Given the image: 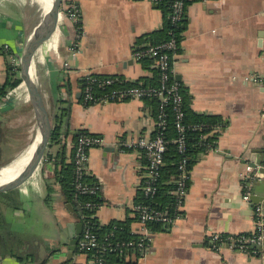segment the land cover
I'll return each instance as SVG.
<instances>
[{"label":"crops","instance_id":"obj_1","mask_svg":"<svg viewBox=\"0 0 264 264\" xmlns=\"http://www.w3.org/2000/svg\"><path fill=\"white\" fill-rule=\"evenodd\" d=\"M45 1L44 12L50 7ZM73 1L80 38L73 22L64 23L55 45L42 48L33 60L34 81L53 128L56 118L61 121L60 139L34 175L15 189L21 208L0 206L9 222L0 231V264H93L76 249L69 257L80 222L54 179L62 162L71 163L80 131L105 142L89 150L87 161L88 176L100 185L97 223H123L132 235L138 228L134 206L142 198L147 159L126 144L155 134L157 110L139 100L85 104L83 79L88 71L130 82L151 78L152 64L135 60L133 51L151 44L143 40L162 28L163 13L145 0ZM59 7L61 17L62 1ZM42 19L33 0H0V85L11 68L8 56L20 54ZM184 21L173 77L193 114L216 116L224 127L211 132H218L215 148L200 153L190 167L180 218L153 231L145 252L128 249L114 264H264V231L261 241L245 251L213 239L214 234L257 236V206L243 196L256 186L245 182L252 151L264 146V0H188ZM18 86L0 101V178L2 170L25 158L37 134L33 108ZM255 178L262 181L256 196L263 199L264 175ZM47 183H54L48 203ZM26 221L40 229L33 245L20 229Z\"/></svg>","mask_w":264,"mask_h":264},{"label":"built area","instance_id":"obj_2","mask_svg":"<svg viewBox=\"0 0 264 264\" xmlns=\"http://www.w3.org/2000/svg\"><path fill=\"white\" fill-rule=\"evenodd\" d=\"M153 5L158 6L162 0H145ZM188 0H169V15L171 24L180 26L185 20V11ZM206 1V0H203ZM72 22L75 25L78 21L79 15L77 7H73ZM82 33V31H81ZM81 33H77V39L80 38ZM179 50V42H176L174 37L169 40L158 43L156 45L146 44L138 47L133 51V58L141 61L144 58L151 60L153 68L158 72L157 86H133V87H113L115 83H123L125 80L114 76H105L102 79H96L90 71L84 74V83L82 88V100L85 104L89 103H110L123 102L127 100L155 99L158 102V112L155 119V134L153 136H145L126 144L128 148L142 151L147 159L146 171L144 180L141 184L142 195L147 199H153L156 194V183L160 176V169L163 166V155L166 151L168 141L164 138V131L167 126V106L175 116V130L177 133L176 139L173 143L176 144L178 153L181 158L178 162V175L174 179V189L170 192L175 198V216L170 217L146 204H136L134 212L136 215L138 228L134 235L136 241L128 243H112L111 240L105 238L103 242H99L96 235L91 231V227L85 222L82 225V233L77 243V250L83 254L91 250H95L96 254L92 256L93 264H105L103 254L113 252L117 248L120 251L123 248L132 247L134 250L145 252L148 249L149 243L152 241L153 233L149 229L150 224L158 223L163 227H170L174 221L180 218L182 204L186 196L188 185L190 181V170H188V158L185 156L186 138L184 134V126L182 119L184 114L182 112V94L180 86L173 77V61ZM9 62L16 70L18 66V55L10 54L8 56ZM108 90L100 97H94L93 87ZM20 88V86H18ZM17 89L9 90L4 96L0 97V101H5ZM105 145L104 139L98 135L79 132L73 145L72 163L74 167V187L77 194L80 195H98L100 192V185L98 183L89 185L85 182L88 176L87 161L88 152L92 148L103 147ZM247 176L252 171V168L247 165L245 168ZM245 201H249V193L246 192L243 196ZM92 204L87 203L85 208H92ZM256 213L259 216L256 221V231L258 235H238L223 238L220 235L214 234L213 239L222 243H227L230 248L237 251H245L249 245L256 244L263 238V210L261 207L256 208Z\"/></svg>","mask_w":264,"mask_h":264},{"label":"trees","instance_id":"obj_3","mask_svg":"<svg viewBox=\"0 0 264 264\" xmlns=\"http://www.w3.org/2000/svg\"><path fill=\"white\" fill-rule=\"evenodd\" d=\"M158 8L162 10L163 13V25L160 30H157L151 34H149L150 41L146 38L143 42H151V44L156 45L158 43L165 42L169 40L171 37H174L176 42H179L182 38L181 33L185 27V21L180 26H175L171 24L169 15V0H162L158 4ZM76 32L81 33V24L80 19L78 18L77 23L74 25ZM141 42V41H140ZM139 47H142L141 45ZM144 65L149 66L151 64V60L144 58L141 60ZM155 70V69H154ZM15 67H12L8 70V77L6 82L3 85H0V97L4 96L9 90L14 89L20 84V80L15 78L16 76ZM96 79H102L105 76L99 74L92 75ZM120 78V77H119ZM122 79V78H120ZM84 83V81H83ZM158 84V72L155 70L153 76L151 78H143L134 82L126 81L123 83H115L113 87H133V86H157ZM100 89L98 87H93V95L94 97H100L105 94L108 90ZM181 91V90H180ZM182 112L184 117L182 119V124L184 126V134L186 138V151L185 156L188 158V170L193 165V163L197 160L198 155L200 153H204L208 149L215 148V140L217 139V133L211 134V132L217 127V125L222 129L224 124L222 120L216 116L211 115H196L193 114L187 105V96L182 93ZM148 103L153 104L158 112V102L155 99H145ZM167 126L164 131V138L168 141L166 146V151L163 155V166L160 169V176L156 183V194L153 199H147L143 195L142 198L138 201L137 204H146L148 206H152L155 209L162 211L166 215L170 217H174L175 212V198L170 192L174 189V179L177 178L178 175V162L181 158V155L178 153L176 144L173 143V140L176 139L177 133L175 130V116L171 111L170 107L167 106ZM61 129V121L60 119L55 120V126L52 131V144H56L59 142ZM81 132V131H80ZM88 133L86 131H82ZM79 133V132H78ZM78 135V134H77ZM76 135V138H77ZM75 138V140H76ZM75 142V141H74ZM56 183L58 184L62 194L66 198V201L71 205L75 204V211L77 212V219L82 225L86 223L91 227V231L96 235L99 242H103L105 238L111 240L112 243H128L130 241H136V235L130 234L127 229V226L123 223H111L108 226L100 227L95 218V212L97 208L100 206L101 201L98 198V195H80L76 193L74 187V167L73 163L67 164L65 162L61 163L59 169L56 170L55 177ZM85 182L89 185L96 184L97 182L87 176L85 178ZM53 185L54 183H47L46 185V199L45 202L48 203L51 201L52 193H53ZM245 185V184H244ZM90 203L94 206L92 208H85V205ZM0 206L6 209H11L13 211L18 210L22 206V202L17 195L16 190H12L0 195ZM7 218H4L0 211V231H4L7 229L5 225H8ZM157 228H163L161 224L152 223L149 225V229L151 232L157 230ZM9 235V234H8ZM258 235V233H257ZM2 238L7 239V236H2ZM7 247V245H5ZM128 249H133L132 247L123 248L120 251L117 248L113 252H109L103 254L105 264H114L119 263L122 260V256ZM13 250L9 249L7 253H12ZM76 253H80L76 248ZM83 254L88 255L89 258L92 259V256L96 254L95 250H91L89 252H85ZM22 262L24 259L17 258Z\"/></svg>","mask_w":264,"mask_h":264},{"label":"water","instance_id":"obj_4","mask_svg":"<svg viewBox=\"0 0 264 264\" xmlns=\"http://www.w3.org/2000/svg\"><path fill=\"white\" fill-rule=\"evenodd\" d=\"M55 4L49 14H44V17L36 28L30 39L24 44L20 54L18 55V78L20 80L19 86L22 87L27 102L32 106L36 120V129L38 139V147L34 157L24 166V168L12 179L2 182L0 178V195L21 187L34 173L40 168L49 154V149L52 146V131L53 126L51 117L48 114L46 107L42 101L40 93L36 87L33 75V60L42 48H50L55 45L56 39L61 33L62 26L65 23L72 22L73 7L76 6L73 0H55ZM63 2L64 14L60 17L59 4ZM59 3V4H58ZM261 168L255 170L257 166ZM253 171L246 177L245 182L248 188L252 184L256 185L249 194V201L257 207H261L264 211V198H258V188L262 187V181L255 178L256 173L264 175V146L261 149H254L252 157L248 164ZM260 182V183H258ZM75 204H73L74 206ZM262 205V206H260ZM67 207H71L70 205ZM72 210V208H70ZM82 233V223L77 224L72 240L69 242V257H72L76 249L78 240ZM257 246V249H261ZM264 251V240L262 243Z\"/></svg>","mask_w":264,"mask_h":264},{"label":"bare ground","instance_id":"obj_5","mask_svg":"<svg viewBox=\"0 0 264 264\" xmlns=\"http://www.w3.org/2000/svg\"><path fill=\"white\" fill-rule=\"evenodd\" d=\"M35 2H38L42 8H44L46 1L45 0H33ZM55 0H49L48 3L50 4L49 9L44 12L45 14H49V12L51 11L53 4H55ZM38 135L36 134V139L30 149V151L27 153V155L25 156L24 159H22L21 161H19L16 165L12 166L11 168L8 169H4L1 171V179H12L14 176H16L23 168L24 166L34 157L35 152L37 150L38 147Z\"/></svg>","mask_w":264,"mask_h":264},{"label":"rangeland","instance_id":"obj_6","mask_svg":"<svg viewBox=\"0 0 264 264\" xmlns=\"http://www.w3.org/2000/svg\"><path fill=\"white\" fill-rule=\"evenodd\" d=\"M3 2V1H2ZM34 4H36V7L39 9V13L41 14V17H44V12L42 11V7L39 3H36L34 1ZM23 231V236L26 241H29V244L33 245V240H37V236L40 235V229L34 228L31 226L29 221L25 222V225L21 226L20 228Z\"/></svg>","mask_w":264,"mask_h":264}]
</instances>
